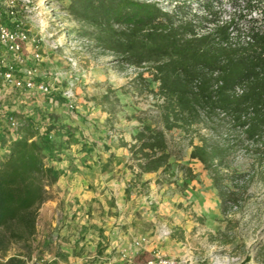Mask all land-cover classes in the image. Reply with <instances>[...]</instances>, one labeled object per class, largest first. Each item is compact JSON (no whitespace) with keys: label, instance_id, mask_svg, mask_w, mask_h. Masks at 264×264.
<instances>
[{"label":"trees","instance_id":"trees-1","mask_svg":"<svg viewBox=\"0 0 264 264\" xmlns=\"http://www.w3.org/2000/svg\"><path fill=\"white\" fill-rule=\"evenodd\" d=\"M196 1L203 14L195 18L143 0H70L67 7L81 35L115 56L121 68H147L157 84L156 90L150 89V82L137 74L145 89L162 98L163 121V129L142 126L128 146L139 174L170 165L164 130H190L214 118L226 120L231 131L240 132L241 142L264 158V0H225L231 9L227 19L219 16L221 0ZM20 131L0 160V257L19 246L5 264L31 260L39 210L50 198L47 187L63 175L55 164L63 144L48 135H70L56 126L46 128V137L29 127ZM198 140L189 159L208 171L225 214L239 199L223 184L224 160L232 144L207 136ZM185 171L192 180L191 170ZM244 176L235 174L231 180Z\"/></svg>","mask_w":264,"mask_h":264},{"label":"rangeland","instance_id":"rangeland-1","mask_svg":"<svg viewBox=\"0 0 264 264\" xmlns=\"http://www.w3.org/2000/svg\"><path fill=\"white\" fill-rule=\"evenodd\" d=\"M3 1L0 0V3ZM69 1L30 0L28 6L16 3V18L27 30L29 38L38 40L37 48L30 42L25 44L24 55L31 56L35 50L40 54L41 59L36 62L39 79L43 81L46 77L50 84L61 85V94L70 85L74 97L73 108L70 110L73 112L86 110L90 106L89 108L94 107L105 113V135L116 137L119 144L125 143L124 138H129V130L137 129L133 131L136 134L144 125L163 129L159 107L162 101L137 81V74L142 73V77L150 82L149 88L156 90L157 84L151 80L149 70L121 68L115 56L103 52L81 35V26L73 22L67 13ZM143 1L155 2L166 11L177 10L185 18L203 14L196 0ZM221 4L223 7L219 16L227 19L231 9L225 0H221ZM55 45L56 48L53 47ZM8 55L4 53L3 58L8 59ZM68 58L75 65H71ZM26 64L33 65L35 61L29 59ZM60 98H63L62 95ZM7 113L22 123V130L26 127L24 119L10 111ZM1 125L0 148L5 150L11 134L3 117ZM46 128L45 125L40 133L35 131V135L46 137ZM164 133L170 153V165L159 170L155 175L157 178L142 184L140 190L141 195L148 196V183L151 182L156 185L158 194L167 197L159 204L154 201L149 203L146 199L145 204L156 210L162 208L161 211L164 212L157 211L161 221L153 215L155 221L144 224L152 230L155 226L158 227L155 235L158 233L159 249L184 264H264V158L254 155L252 147L241 142L240 132L231 131L226 120L214 118L207 125H195L190 130L174 127L164 130ZM119 134L122 136L118 137ZM133 136L132 142L128 141L129 144L134 142ZM200 136H207L218 142L229 140L232 144L224 160L223 184L236 191L239 199L236 204L228 205L225 214L221 211L217 191L208 171L189 159L191 147L199 143ZM66 137L60 138L53 133L48 135L55 144H63L60 161L68 159L66 153L71 135ZM56 157L55 155V160ZM127 168L133 175H141L131 158ZM185 168L191 170L194 176L192 180L187 179ZM235 174L245 176L231 180ZM160 189L162 193H159ZM49 195L51 198L50 191ZM136 213L140 218V213ZM64 218L71 219L60 212H53L50 220L44 214L38 216L36 234L31 241V260H27L26 264L67 262L64 247L70 240L61 230ZM164 228L169 229L168 236L162 234ZM140 238H144L143 245H135V241ZM146 243L147 239L142 236L127 248L133 261L146 262L152 258L151 251L141 252ZM18 248L16 245L5 257H0V264H5L9 256L17 254Z\"/></svg>","mask_w":264,"mask_h":264},{"label":"crops","instance_id":"crops-1","mask_svg":"<svg viewBox=\"0 0 264 264\" xmlns=\"http://www.w3.org/2000/svg\"><path fill=\"white\" fill-rule=\"evenodd\" d=\"M4 53L1 48L0 57ZM8 56L7 60H11L12 56ZM43 81L47 82V78ZM61 90V85L52 83L49 94L36 95L2 84L0 132L4 110L24 119L26 127L32 131L40 133L45 125L69 129L68 159L55 163L63 175L49 188L52 197L43 203L38 215L44 214L48 220L53 212L71 217L62 222V233L70 240L64 247L67 262L63 263L122 264V255H130L127 248L142 236L147 243L141 252L151 251L152 257L157 252L165 254L159 249L158 233L155 235L158 227L152 230L144 224L155 221L153 215L161 221L157 211L164 213L162 208L146 207V199L159 204L167 197L158 194L156 185L151 182L148 183L149 195L140 193L141 185L157 178L159 170L135 176L127 168L131 156L128 146L137 129L129 130V138H124L126 146L119 144L116 137L105 135V113L90 106L73 112L68 109L67 101L60 98ZM4 151L0 148V160ZM136 212L140 213V218Z\"/></svg>","mask_w":264,"mask_h":264},{"label":"built area","instance_id":"built-area-1","mask_svg":"<svg viewBox=\"0 0 264 264\" xmlns=\"http://www.w3.org/2000/svg\"><path fill=\"white\" fill-rule=\"evenodd\" d=\"M22 3L24 6L30 4V0H4L0 3V48L5 53L12 56L11 60L0 57V86L2 84H10L14 88L27 90L33 94H49L51 92V84L39 81L38 68L36 62L41 59L40 54L35 50L31 56L24 55V46L30 42L37 48L38 40L30 39L27 30L23 27L21 21L16 18V3ZM3 17H5L3 19ZM56 48L57 46H53ZM31 59L35 64H26ZM71 65L75 62L68 58ZM237 92L241 90L237 89ZM63 98L67 101V107L73 108V93L71 86H67L62 92ZM162 101V98H160ZM7 129L11 134V139L21 136L22 123L6 110L2 112ZM169 229L164 228L162 234L168 236ZM144 238L135 241V245H140ZM123 264H184L183 261L177 260L175 257L168 256L157 252L150 260L146 262H135L130 256L122 255Z\"/></svg>","mask_w":264,"mask_h":264}]
</instances>
